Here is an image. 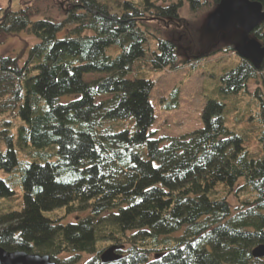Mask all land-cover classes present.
<instances>
[{
    "label": "trees",
    "instance_id": "trees-1",
    "mask_svg": "<svg viewBox=\"0 0 264 264\" xmlns=\"http://www.w3.org/2000/svg\"><path fill=\"white\" fill-rule=\"evenodd\" d=\"M220 1H125L114 12L101 0H38L4 9L0 42L19 32L38 42L24 61V51L0 55V115L17 111L24 121L16 132L2 131L0 170L10 180L18 175L22 189L20 207L0 212L3 248L48 254L58 264H105L107 243L124 249L106 264H264L252 254L264 244V153L243 145L225 122L226 103L214 98L202 127L154 137L155 83L139 72L235 54L241 29L210 37L200 22ZM185 2L189 16L180 13ZM55 11L65 19L57 21ZM251 36L264 44V22ZM251 80L264 85V61L256 69L239 57L221 71L219 90L239 100L253 93ZM254 93L259 108L245 120L257 114L264 152V92L258 86ZM177 96L174 88L162 108L176 109ZM128 118L135 130L118 127ZM16 196L0 178V198ZM56 210L64 213L46 214ZM73 213L77 220L62 222ZM84 254L92 257L83 261Z\"/></svg>",
    "mask_w": 264,
    "mask_h": 264
},
{
    "label": "rangeland",
    "instance_id": "rangeland-1",
    "mask_svg": "<svg viewBox=\"0 0 264 264\" xmlns=\"http://www.w3.org/2000/svg\"><path fill=\"white\" fill-rule=\"evenodd\" d=\"M38 0H0V17L3 15V11L6 8H10L13 11H19L28 6H33ZM107 3L112 11L121 12L123 11V3L125 1H131L136 4H142L146 0H101ZM153 2L160 5H169L173 0H152ZM121 4V5H120ZM182 16H189V6L185 2L180 11ZM57 21L65 19L63 13L54 12L51 14ZM207 16H202L200 22L204 26ZM34 20L40 18L34 16ZM70 26V25H69ZM210 34L209 36H214ZM163 37V36H162ZM168 33L165 34L164 38H169ZM152 49L156 48L157 38L151 37ZM38 40L33 35L27 32H19L16 34L9 35L4 41L0 42V55H18L21 51H24L23 61L28 56V50L37 43ZM115 54V52L111 51ZM239 61L238 54L227 55L225 53H218L207 58L201 64H197L195 67L184 66L178 69H170L168 67L150 72L146 65L139 68L140 74H146L144 71H148L149 76L154 81L155 86L151 94V99L155 108L156 121L152 125L150 131L156 138L179 136L190 132L196 128L203 126L202 112L205 103L208 98H214L226 103L224 119L226 124L231 130L237 134L252 154L255 156H262V142L259 140L258 135L262 129V123L258 120L257 114L254 119L245 120L248 115H253L258 111V100L255 98L256 89L260 88L264 92V85L258 83L255 80L249 82V91L253 93L245 92L241 99L237 100L235 96H225L220 90L219 86L220 73L223 69H228L236 65ZM136 72L130 75L131 78L135 76ZM97 75H88V78H94ZM174 88H178L179 105L174 110H166L162 108L164 101H161L164 97H168ZM72 96H66L62 98L63 101L69 100ZM108 96H100L98 100H102ZM7 121L9 124H6ZM24 121L18 115L17 111L15 114L9 112L4 115H0V145L6 147L4 138L2 137V131L7 128L16 132L17 128L23 124ZM119 128H129L135 130L136 122L135 118H128L125 120H119ZM21 157H23L21 155ZM10 172L0 170V178H4L13 186L16 190V198H0V212L8 211L10 209H18L20 207V199L22 197V189L20 184L17 182L18 175L14 174L12 180L9 179ZM230 200L233 204H236V198L231 197ZM64 211L56 210L54 213L46 212L47 215L53 216L63 214ZM78 214L73 213L63 219V223L77 220ZM105 245L110 246V243ZM92 255L84 254L83 261L91 258Z\"/></svg>",
    "mask_w": 264,
    "mask_h": 264
},
{
    "label": "water",
    "instance_id": "water-1",
    "mask_svg": "<svg viewBox=\"0 0 264 264\" xmlns=\"http://www.w3.org/2000/svg\"><path fill=\"white\" fill-rule=\"evenodd\" d=\"M264 22V6L255 0H221L218 6L208 14L203 31L206 34L225 33L234 28L242 30L241 40L235 44L237 54L258 69L264 61V44L251 36L256 27ZM1 239V235H0ZM123 245L113 244L101 255L102 263H110L122 258ZM252 254L256 258L264 257V244L256 246ZM0 264H58L48 254L30 253L23 250L9 251L0 245Z\"/></svg>",
    "mask_w": 264,
    "mask_h": 264
}]
</instances>
